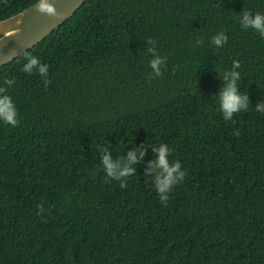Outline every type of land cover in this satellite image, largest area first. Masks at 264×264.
I'll list each match as a JSON object with an SVG mask.
<instances>
[{
	"label": "trees",
	"instance_id": "trees-1",
	"mask_svg": "<svg viewBox=\"0 0 264 264\" xmlns=\"http://www.w3.org/2000/svg\"><path fill=\"white\" fill-rule=\"evenodd\" d=\"M36 1L0 0V20ZM244 10L264 0H87L0 67L19 120L0 121V264H264V37ZM231 71L248 108L225 120ZM161 144L186 170L166 205ZM133 151L121 188L103 159Z\"/></svg>",
	"mask_w": 264,
	"mask_h": 264
},
{
	"label": "clouds",
	"instance_id": "clouds-1",
	"mask_svg": "<svg viewBox=\"0 0 264 264\" xmlns=\"http://www.w3.org/2000/svg\"><path fill=\"white\" fill-rule=\"evenodd\" d=\"M38 11L46 13L49 16H58L56 8L49 2V0H40ZM240 20L244 29H254L264 37V13L257 12L253 17L250 10H244L240 16ZM227 41L228 36L225 35L224 32H220L212 37V43L220 48H222ZM149 51L152 50L150 49ZM25 58L29 59V63L24 66L23 71L30 73L38 65L39 58L36 56H26ZM163 62L164 60L159 56L150 62L152 69L155 70L157 75H160V65ZM240 67L241 64L238 60L233 61V69H239ZM37 70L41 74H46L48 72V67L46 65H40ZM223 78L229 82L219 94L220 110L224 113L225 120H232L235 114L248 108V96L247 94H240L238 92L237 82L241 78L239 71H231L225 74ZM47 83L48 81L45 80V84ZM256 110L264 113V103L258 104ZM17 116L18 112L11 97L9 95L0 97V121H3L5 124L11 125L12 127H17L19 125ZM171 151L172 149L167 144H161L158 149V159L150 165V168L146 173L147 175L155 173V190L161 203L165 205L169 200L172 190L180 184L186 176V170L183 169L180 161H177L174 164L169 163L168 157ZM144 155L145 153L143 151L139 152L140 158H143ZM137 160V153L133 151L128 153V163L123 167H121L119 162H113L108 155H105L103 164L107 169V176L120 180V187L125 188L126 184L121 178L135 175V169L131 167V165L136 163ZM105 182L107 183V181ZM39 207L41 212H43V207Z\"/></svg>",
	"mask_w": 264,
	"mask_h": 264
},
{
	"label": "water",
	"instance_id": "water-1",
	"mask_svg": "<svg viewBox=\"0 0 264 264\" xmlns=\"http://www.w3.org/2000/svg\"><path fill=\"white\" fill-rule=\"evenodd\" d=\"M87 0H49L58 16L38 11L40 0L0 20V67L45 39Z\"/></svg>",
	"mask_w": 264,
	"mask_h": 264
}]
</instances>
